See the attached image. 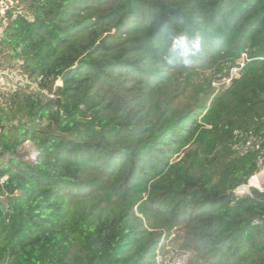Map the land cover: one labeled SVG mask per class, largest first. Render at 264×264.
<instances>
[{"label": "trees", "instance_id": "1", "mask_svg": "<svg viewBox=\"0 0 264 264\" xmlns=\"http://www.w3.org/2000/svg\"><path fill=\"white\" fill-rule=\"evenodd\" d=\"M24 1L0 53L55 96L0 91V264H159L163 236L188 264H264V192L234 193L258 155L232 148L264 121V0Z\"/></svg>", "mask_w": 264, "mask_h": 264}, {"label": "built area", "instance_id": "2", "mask_svg": "<svg viewBox=\"0 0 264 264\" xmlns=\"http://www.w3.org/2000/svg\"><path fill=\"white\" fill-rule=\"evenodd\" d=\"M25 11L26 2L24 0H0V38L5 30L7 21L16 18ZM249 60L247 53H242L237 64L231 67L228 76L214 84L220 85L222 83L225 86L230 85L233 78L238 75ZM21 63V61L12 65H1L0 63V91L23 90L27 92H39L47 99L54 98L55 95L53 93H49L40 86L39 80L30 77L23 70ZM58 82H61V80L59 79L56 82L57 86L62 84V82L61 84ZM232 148L238 156L258 155V170L249 177L246 183L234 189V193L236 195H252L254 189L264 192V121L262 124H252L248 128L235 130ZM255 223L264 225V217L256 219ZM166 248V251L162 252L163 257L158 259L159 264L189 263L191 258L190 251L181 250L177 247Z\"/></svg>", "mask_w": 264, "mask_h": 264}, {"label": "clouds", "instance_id": "3", "mask_svg": "<svg viewBox=\"0 0 264 264\" xmlns=\"http://www.w3.org/2000/svg\"><path fill=\"white\" fill-rule=\"evenodd\" d=\"M201 39L199 36L190 38L187 34H182L172 38L170 46L168 48L169 62H172L174 56L178 54L180 60L184 65H189L191 57L199 54L201 50Z\"/></svg>", "mask_w": 264, "mask_h": 264}, {"label": "rangeland", "instance_id": "4", "mask_svg": "<svg viewBox=\"0 0 264 264\" xmlns=\"http://www.w3.org/2000/svg\"><path fill=\"white\" fill-rule=\"evenodd\" d=\"M9 55V53L4 54V53H0V59L1 61H4V65L9 64L12 65L14 63V59L12 58H8L7 56ZM59 84H61V82H58ZM20 154L21 156L26 159V160H34L36 159L37 153L35 150L34 145L27 141L25 142L21 147H20ZM168 242V243H167ZM163 244H166V247H178L177 241H167L165 240V237L163 236L161 239V242L159 243V248L160 251L158 250L157 255H156V259L158 261L159 258L163 257L162 252L166 251V247L164 250H162V248L164 247ZM162 245V247H160Z\"/></svg>", "mask_w": 264, "mask_h": 264}]
</instances>
